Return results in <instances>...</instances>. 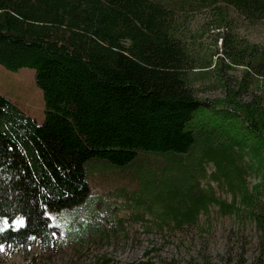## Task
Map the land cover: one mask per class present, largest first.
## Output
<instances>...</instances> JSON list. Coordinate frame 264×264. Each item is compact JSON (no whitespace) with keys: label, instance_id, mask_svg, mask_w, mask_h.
Masks as SVG:
<instances>
[{"label":"trees","instance_id":"trees-1","mask_svg":"<svg viewBox=\"0 0 264 264\" xmlns=\"http://www.w3.org/2000/svg\"><path fill=\"white\" fill-rule=\"evenodd\" d=\"M253 30L258 40L246 37ZM225 57L242 66L240 78L230 86L221 76L222 97H199L196 79ZM0 64L34 68L45 104L37 122L0 93V225L8 223L0 245L50 244L59 227L49 213L86 207L96 224L101 206L109 218L114 205L89 181L105 175L93 166L100 160L128 168L113 188L135 218L149 199L163 205L153 222L169 230L196 224L211 202L221 213L238 210L235 196L218 198L208 180L224 179L264 231L253 194L264 172L250 188L243 175L264 164V0H0ZM250 76L253 94L243 101ZM246 143L249 163L235 150ZM80 215L69 235L86 231ZM262 253L232 264H264Z\"/></svg>","mask_w":264,"mask_h":264},{"label":"rangeland","instance_id":"rangeland-1","mask_svg":"<svg viewBox=\"0 0 264 264\" xmlns=\"http://www.w3.org/2000/svg\"><path fill=\"white\" fill-rule=\"evenodd\" d=\"M204 18L201 14L200 20ZM246 37L258 40V34L254 30L250 34L247 33ZM204 38L208 41V37ZM217 42H221L220 38ZM202 52L203 47L200 48V53ZM210 71L206 76L197 78L193 86L199 97L209 100L224 95L218 84L219 77L223 76L232 86L234 79L240 78L242 66L233 64L229 57H225L223 64L218 67L213 58ZM249 79L250 89L239 94L243 101L250 100L253 94L254 77L250 76ZM0 93L20 104L37 122L44 119V98L35 81L34 68L24 66L9 69L0 64ZM238 127L236 126L234 131L240 140L242 138ZM211 150L217 152L215 148ZM235 150L243 157L245 163L252 160V144L246 143L241 147L236 145ZM145 155H148L149 160H172L167 156H156L154 153ZM93 166L95 170L99 168L105 174L96 171L89 177V181L94 193L101 194L103 200L114 205L109 218L105 217L107 211L101 206H97L95 210L98 217L96 224L93 223L95 220L86 207L72 209L57 216L49 213L51 221L59 227L52 242L40 246L34 239L26 248L0 245V264H95L101 261L102 264H142L148 260L153 264H224L225 261L232 264L237 262L240 253H243L248 262L263 254L264 231L256 226L251 212L238 203L240 191L231 192L224 179L219 182L211 178L208 180L218 198L230 201L234 195L238 210L235 208L231 212L221 213L216 203L211 202L199 215L196 224L169 230L165 225L162 228L157 227L152 220L154 214L158 215L163 211V205L159 201L149 199L148 208L142 218H135V213H132L129 207L120 206L123 198L115 194L113 187L119 185V175L123 173L122 170L128 168L103 160L95 161ZM205 168L210 172L214 169V164L206 163ZM262 171L264 172V164L260 170H257L256 164L253 169L246 168L243 175L249 188L259 182ZM201 182L203 185L206 183L205 179ZM128 194L137 197L139 193L134 190ZM253 194L261 199L260 208L264 211V187ZM146 197L147 195H142L144 200ZM75 212H80L86 231L69 235ZM7 224L6 222L0 225V230Z\"/></svg>","mask_w":264,"mask_h":264}]
</instances>
